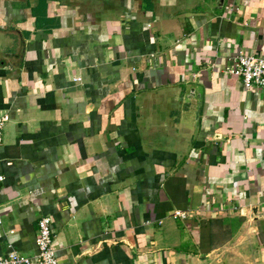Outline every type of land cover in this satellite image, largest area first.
Returning a JSON list of instances; mask_svg holds the SVG:
<instances>
[{"label": "crops", "instance_id": "1", "mask_svg": "<svg viewBox=\"0 0 264 264\" xmlns=\"http://www.w3.org/2000/svg\"><path fill=\"white\" fill-rule=\"evenodd\" d=\"M218 4L0 0V258L264 264V0Z\"/></svg>", "mask_w": 264, "mask_h": 264}, {"label": "built area", "instance_id": "2", "mask_svg": "<svg viewBox=\"0 0 264 264\" xmlns=\"http://www.w3.org/2000/svg\"><path fill=\"white\" fill-rule=\"evenodd\" d=\"M223 71L241 79L246 90L253 88L264 89V58L251 54L239 53L230 59ZM5 117H0V143L2 141V127ZM4 176L0 175V182ZM185 214L175 210L173 216ZM37 252L34 256H27L11 250L6 256L0 258V264H56L58 258L52 241L51 217L43 215L38 220L37 235L35 238Z\"/></svg>", "mask_w": 264, "mask_h": 264}, {"label": "water", "instance_id": "3", "mask_svg": "<svg viewBox=\"0 0 264 264\" xmlns=\"http://www.w3.org/2000/svg\"><path fill=\"white\" fill-rule=\"evenodd\" d=\"M223 3H224V0H219L218 7H222L223 6ZM194 87L196 88V86H194ZM195 88H192V90H188V92H187L186 95H189L190 92L195 93ZM186 95L184 96V99L187 97ZM180 101H182V97L180 98ZM253 214L255 215V218H258L261 215V214H259L257 212V209L256 208L253 209Z\"/></svg>", "mask_w": 264, "mask_h": 264}]
</instances>
